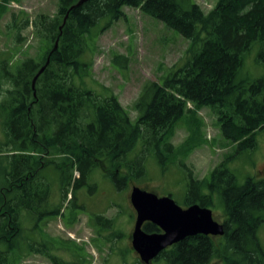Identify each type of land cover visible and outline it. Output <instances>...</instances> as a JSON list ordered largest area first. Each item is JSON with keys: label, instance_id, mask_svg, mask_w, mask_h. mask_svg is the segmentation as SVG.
Returning a JSON list of instances; mask_svg holds the SVG:
<instances>
[{"label": "trees", "instance_id": "1", "mask_svg": "<svg viewBox=\"0 0 264 264\" xmlns=\"http://www.w3.org/2000/svg\"><path fill=\"white\" fill-rule=\"evenodd\" d=\"M11 1L16 0H1L0 12ZM77 1L57 0L54 14L39 13L32 19L23 11L11 13L5 24L7 34L19 43L21 30L31 27L38 48L35 56L25 53L16 59L20 49L0 50V264H18L32 253L52 264L86 263L81 247L73 248V261L57 256L55 251L69 245L44 231L45 220L60 214L61 205H51L47 168L58 177L60 197L71 195L73 201L76 189L95 170L121 188L145 179L149 156L162 165L181 152L185 157L200 132L197 113L203 107L216 117L233 153L253 149L256 134L264 131V75L240 77L254 43L256 60L264 63V0H217L208 11L194 0H87L71 9ZM124 6L139 9L189 40L183 63L159 80L145 81L133 104L134 119L116 96H102L76 83V76L91 67L80 57L92 29L102 25L96 35L106 30L124 17ZM186 116L188 137L176 149L171 141L175 125ZM229 158L209 177L195 178L188 168L183 199V206L209 208L219 200L223 243L212 235L186 237L158 255L168 264H207L222 257L225 264H240L241 258L258 263L263 254L257 231L264 222V178L248 176L238 185L226 163ZM95 220L111 224L116 218L99 214ZM143 227L159 231L149 222Z\"/></svg>", "mask_w": 264, "mask_h": 264}, {"label": "rangeland", "instance_id": "2", "mask_svg": "<svg viewBox=\"0 0 264 264\" xmlns=\"http://www.w3.org/2000/svg\"><path fill=\"white\" fill-rule=\"evenodd\" d=\"M204 11L210 10L217 0H194ZM1 2V0H0ZM57 0H16L6 3L0 12V50L11 49L25 55L35 56L38 41L33 36L32 28L21 30L22 41L19 43L12 35L7 34L5 24L9 22L11 13L23 11L32 19L36 14H54ZM124 17L115 20L110 27L96 33L101 24L92 29L87 42V50L80 57L90 63V69L83 70L76 76V83L87 89L105 96L111 93L116 96L131 119L137 115L133 107L141 88L147 80H159L166 71L175 64L185 61V49L189 40L176 30L165 26L159 20L142 13L137 8L123 7ZM257 43H254L245 60H243L240 77L254 79L264 75V63L256 60ZM192 107L191 104H188ZM202 120L198 136L193 141L192 149L184 157L176 154V159L169 158L162 165L154 157H147L145 179L131 181L126 187L116 188L103 175L95 170L87 180V184L76 189V197L69 201L71 195L62 199L58 192V177L53 168H47L46 175L52 183L51 205L61 204L59 213L44 222V231L49 236L62 238L68 247L54 253L65 261H73L76 253L73 248L81 247L85 264H144L138 254L131 249L128 233L133 228V209L129 202V193L133 185L151 190L159 195L169 194L181 206L185 196L188 179V168L195 178L209 177L211 170L223 161L236 176L238 185H242L248 176L264 178V131L255 137V147L233 153L232 143L220 131L216 117L208 107L198 110ZM188 117L179 120L175 125L171 139L176 149H181L188 137ZM0 127V139H2ZM187 147V146H186ZM130 155H133L131 153ZM171 162V163H169ZM184 164V165H183ZM186 166V167H184ZM90 187V190L87 188ZM215 220L224 218L222 204L216 199L210 207ZM73 213L75 220L70 223ZM102 215L115 220L111 224L92 221L90 216ZM259 244L263 254L258 255V263L242 260L240 264H264V222L257 231ZM216 243H223V236H215ZM223 257L214 259L207 264H225ZM18 264H52L45 256L32 253L23 257ZM150 264H168L165 257L158 256Z\"/></svg>", "mask_w": 264, "mask_h": 264}, {"label": "water", "instance_id": "3", "mask_svg": "<svg viewBox=\"0 0 264 264\" xmlns=\"http://www.w3.org/2000/svg\"><path fill=\"white\" fill-rule=\"evenodd\" d=\"M85 1L78 0L71 9ZM47 63L48 58L34 76L32 86ZM129 200L136 213L131 246L144 264L150 263L167 247L186 237L196 234L218 236L224 232L223 224L213 218L209 207L197 203L182 207L169 194L159 196L137 185L131 187ZM144 222L155 224L159 231H145Z\"/></svg>", "mask_w": 264, "mask_h": 264}, {"label": "flooded vegetation", "instance_id": "4", "mask_svg": "<svg viewBox=\"0 0 264 264\" xmlns=\"http://www.w3.org/2000/svg\"><path fill=\"white\" fill-rule=\"evenodd\" d=\"M148 190V189H147ZM151 191V190H150ZM128 198H129V196H128ZM129 202H130V200H129ZM131 204V203H130ZM131 207H132V205H131ZM132 209H133V216H134V219H135V215H136V213H135V210H134V208L132 207ZM90 219L92 220V221H94V219H95V217H92V215L90 216ZM146 223V222H145ZM131 231H132V229L129 231V233H128V240H129V243H130V247H131V237H130V235H131ZM58 241H64V239H62V238H56ZM66 242V241H65ZM39 254V253H38ZM151 263V262H150ZM150 263H148V264H150Z\"/></svg>", "mask_w": 264, "mask_h": 264}]
</instances>
